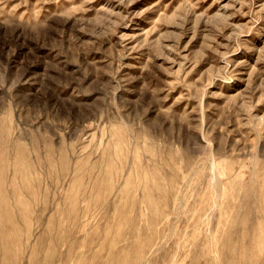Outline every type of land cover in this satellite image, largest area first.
<instances>
[{"label":"rangeland","instance_id":"1","mask_svg":"<svg viewBox=\"0 0 264 264\" xmlns=\"http://www.w3.org/2000/svg\"><path fill=\"white\" fill-rule=\"evenodd\" d=\"M0 264H264V0H0Z\"/></svg>","mask_w":264,"mask_h":264}]
</instances>
